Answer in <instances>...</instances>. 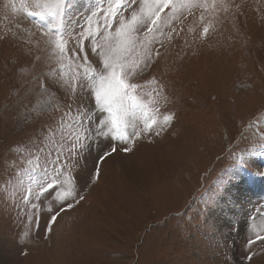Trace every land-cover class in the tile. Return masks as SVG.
Masks as SVG:
<instances>
[{"label": "rangeland", "instance_id": "374dc122", "mask_svg": "<svg viewBox=\"0 0 264 264\" xmlns=\"http://www.w3.org/2000/svg\"><path fill=\"white\" fill-rule=\"evenodd\" d=\"M57 3L0 0V264H264V0H172L159 17L157 0L115 16V0H67L62 15ZM106 60L156 123L101 138V153L131 151L94 178L97 148L70 157L61 120L69 102L94 106L95 88L72 100L71 84L107 75Z\"/></svg>", "mask_w": 264, "mask_h": 264}, {"label": "snow or ice", "instance_id": "6c2138e0", "mask_svg": "<svg viewBox=\"0 0 264 264\" xmlns=\"http://www.w3.org/2000/svg\"><path fill=\"white\" fill-rule=\"evenodd\" d=\"M126 2L135 3V0H115V6L113 7L110 5V14L113 16L118 15L119 9L123 7ZM171 3L172 0H157V5L152 13V16L159 17L163 9L169 7ZM65 4H67V0H58L56 8L59 9L60 15L63 14ZM56 14V12L52 11L45 14H40V18L43 20L46 19L47 15H52L55 17ZM28 15L34 16L37 14L30 12ZM148 19L151 20L152 25H155L157 22L155 19H152L151 16L148 17ZM133 20H136L135 15L133 16ZM136 30L137 29L133 28L131 25L121 24L120 29H117V34L127 36L130 32ZM148 31H152L151 26L148 27ZM89 38H91V34L89 37H83L81 34V36L78 37V40H87ZM129 43H131V41H129ZM97 50L98 48L92 49L93 52H97ZM81 53H83V62L87 64L89 62V56L83 45L79 46L74 55L76 58H81ZM157 55H159V53H157ZM104 70L107 75L101 74L98 78L95 71H89L87 68H85L82 74H77L74 82L71 84V89L74 94L72 100L76 99L75 93L77 88L83 91L85 95L89 94L90 88H95L94 97L90 98L94 99L95 104L94 106L90 107V105L86 104L81 97L79 99V103H77L75 109H73L72 102H69L67 111L61 120L62 139L65 138L63 135V128L65 124H67L70 129L67 135V139L70 143V147L68 148V154L70 157L75 158L78 161L84 160L86 155L91 154L94 145L97 148L95 171L93 173L94 178L99 177V165L106 162V160L118 150L126 153L131 151L130 148L125 147L118 149L115 145H113L110 150H104L101 153L99 150L101 138H106L109 136V134H112L113 139H119L123 141H127L128 139H137L139 138L138 132L133 134H129L127 132V127L130 124L135 127V122L142 119L148 130L151 131L152 125L156 123V121L145 110L144 106L137 102L136 97L131 95L130 90L136 89L139 86L136 84L126 85L117 71L116 64L110 62L109 60L104 62ZM97 81L99 82L98 88L95 87ZM105 81L109 82V89L107 91H102ZM96 109H99L100 112H107L109 114V118L100 119L95 115ZM74 111L76 113V118L73 121L70 120L69 117L72 116ZM89 113H92V115H89ZM164 119L167 121L169 117L165 116ZM149 121H151V124ZM85 124L88 125V129L85 133L81 134L78 129L83 128ZM105 129H107V131ZM256 134L264 139V130L258 129ZM93 137H95V140H93ZM261 147L264 148V144H261ZM84 149H88V152L84 153ZM60 158V154L57 153V162H59ZM238 163H243V160L238 161ZM260 174L264 175V173ZM55 179L59 180V172L57 173ZM55 188L56 185L53 183H48L47 189L41 187V193L37 195V199H39L41 195H43L45 198L51 196L53 192H55ZM55 198L62 201L60 211H64L65 208L73 207L71 203L64 202L65 198L60 193H56ZM28 199L29 197H25L26 201ZM79 199L83 200L84 197L80 196ZM78 202L79 201H77V203ZM33 207L35 209V205ZM49 210L51 211V209ZM57 215H59V213L52 215L49 223L56 221ZM37 227H39V217H37ZM250 243L252 242L250 241ZM247 258L250 260L252 257L249 256Z\"/></svg>", "mask_w": 264, "mask_h": 264}]
</instances>
